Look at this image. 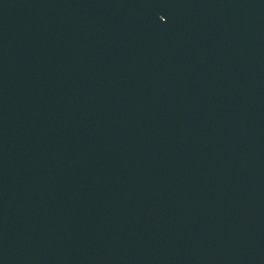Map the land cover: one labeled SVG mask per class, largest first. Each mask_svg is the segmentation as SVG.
I'll list each match as a JSON object with an SVG mask.
<instances>
[{"label":"water","instance_id":"1","mask_svg":"<svg viewBox=\"0 0 264 264\" xmlns=\"http://www.w3.org/2000/svg\"><path fill=\"white\" fill-rule=\"evenodd\" d=\"M0 264H264V0H0Z\"/></svg>","mask_w":264,"mask_h":264}]
</instances>
